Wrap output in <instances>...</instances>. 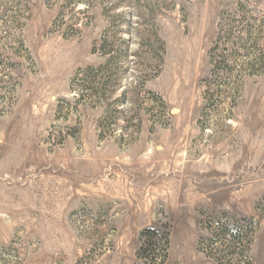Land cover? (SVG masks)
<instances>
[{
  "label": "rangeland",
  "instance_id": "obj_1",
  "mask_svg": "<svg viewBox=\"0 0 264 264\" xmlns=\"http://www.w3.org/2000/svg\"><path fill=\"white\" fill-rule=\"evenodd\" d=\"M0 264H264V0H0Z\"/></svg>",
  "mask_w": 264,
  "mask_h": 264
}]
</instances>
